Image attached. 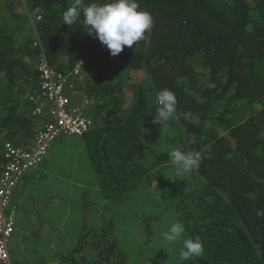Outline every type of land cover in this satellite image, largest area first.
<instances>
[{"label":"trees","instance_id":"obj_1","mask_svg":"<svg viewBox=\"0 0 264 264\" xmlns=\"http://www.w3.org/2000/svg\"><path fill=\"white\" fill-rule=\"evenodd\" d=\"M93 2L101 0H83ZM138 2L153 19L146 39L112 56L88 34L82 14L71 27L63 24L62 14L74 0H21L28 10L23 16L11 1H0V172L6 163L3 141L31 150L35 135L51 120L47 113H33L39 101L32 97L41 91L37 63L44 54L63 75L70 76L81 60L89 74L96 72L70 93L72 106L90 118L88 130L61 136L77 138L78 145L65 151L75 153L77 164L94 168L97 195L113 202L106 206L133 199L156 177L164 187L177 178L166 174L175 168L170 151L151 154L146 134L154 123L156 95L167 88L177 104L165 123L175 127L178 148L203 156L198 171L188 174L194 186L173 209L185 228L182 239L199 237L204 254L182 260L181 242L172 254L181 264H264V215H257L264 212V108H256L264 105V0ZM16 88L22 93L10 95ZM45 170L34 177L42 179ZM178 179L188 180L185 175ZM43 219L24 224L40 230ZM153 219L146 216L144 239L137 242L119 238L117 223L100 228L86 221L73 230L75 242L62 259L67 264H134L143 250L157 249ZM33 230L26 237L37 246L39 230Z\"/></svg>","mask_w":264,"mask_h":264},{"label":"rangeland","instance_id":"obj_2","mask_svg":"<svg viewBox=\"0 0 264 264\" xmlns=\"http://www.w3.org/2000/svg\"><path fill=\"white\" fill-rule=\"evenodd\" d=\"M0 1L5 2V0ZM6 1L12 2V8H14L15 13L22 16L28 13L26 6L20 3L21 0ZM9 9L6 11L8 12ZM6 15H8V13H6ZM8 18L11 20L10 16H8ZM17 23L18 22L15 20L12 25H17ZM22 34V36L26 38L28 36V31L24 30ZM76 67L74 68V72L70 74L71 78L69 82L73 85L75 83L76 85L85 84L86 81H90V79L96 75L94 71L91 74L88 73L87 64L81 66L80 71H75ZM23 84L26 86L25 83ZM19 92L20 94L22 93L21 90L19 91V89L16 88L9 91V94L11 95L14 93V95H17ZM71 93L75 94V92ZM242 114L245 113L243 112ZM151 126L150 132L146 134V138L152 139L147 142V149L151 154L157 149H167L171 151L178 148L179 137L171 122L165 123L163 131L159 123H153ZM75 145H78L76 137H58L51 146L49 156L47 155L48 157L46 156L47 158L45 157L46 159H44L36 169L31 170L27 174V178H30V175H33L35 172L45 170L47 167L50 169L44 172L46 176L43 175V181H40L38 179L39 177H37L27 187L28 189L26 188L23 194L29 196V199L27 201L25 199L26 196H24L22 205L28 204L29 207L33 208V204L36 205L35 199H37L38 202H44L46 198H54L50 202H46L48 206L51 205V202H54V208L51 212L52 216L48 214L46 217H43V211L40 215L41 210L39 208H37V210L33 208L37 215L34 216L32 212L28 215L29 211H27L25 212L27 213L25 214L26 217L22 218L23 214L20 213V206H18L20 203H17V193L14 194L9 206L6 208V214L12 210L16 211L17 217L19 216L18 218H20L19 225L20 222L24 224L23 219L27 223L31 220L36 221L38 218L46 219H43L45 224L40 230L37 229L38 226L34 228L36 230L31 229L30 226L28 227L27 236L32 233L31 230L35 232L39 230L37 236H39L40 239L37 241V246H33L30 238L26 237V232H24L25 230L23 227H21L19 233L13 237L11 243L13 264H67L62 258L64 254H67L66 252H68V249H70L75 242L73 230L84 225L86 221L89 223H96L100 228L103 225L110 226L117 223V235L119 238L122 240L134 239L136 242L140 241L145 234L144 227L146 216H154L152 224L155 223L157 229L154 236V240L156 241L153 240V246L157 249L143 250L144 252L142 254L136 255L134 264H156L155 262L163 260L165 264H181V259L177 255L172 254V251L170 254L167 249L164 248L170 247L172 249L174 244H166L162 240L160 234L166 231L168 226L172 223H176L177 216L174 214L173 205L194 186L195 183L190 180L192 177L188 174H184L188 180H177L179 177L175 174V168L171 166L168 168L166 174L177 177L176 180L162 187L160 179L156 177L152 184L142 185L141 194L137 193V191L133 193L132 197L136 200L135 202H132L133 199H129V201L120 202L119 205H115L114 207H107L106 205H109L110 202L98 196V178L93 173L92 169H89L87 166H81L75 169L74 162L77 159L73 158L75 153L65 151L68 147ZM60 150H62V154ZM84 155L86 156V153ZM81 161H83V159ZM81 161H79V163H81ZM152 190L155 191V194ZM112 203L110 205H113ZM30 204L32 205L30 206ZM164 205L171 207L164 210ZM39 207L41 208V205ZM49 218H52V220ZM20 235L23 237V240L21 239L22 241L19 238ZM157 258L162 259L157 260Z\"/></svg>","mask_w":264,"mask_h":264},{"label":"clouds","instance_id":"obj_3","mask_svg":"<svg viewBox=\"0 0 264 264\" xmlns=\"http://www.w3.org/2000/svg\"><path fill=\"white\" fill-rule=\"evenodd\" d=\"M81 14L83 23L88 28V34H94L112 56L118 55L125 46L131 48L134 44L146 39L145 34L153 24L151 14L140 8L138 0H101V2L87 5L83 3V0H74V3L62 14L63 24L71 27L77 23ZM155 102L158 107L154 114V123H159L163 131L165 122L176 113L177 99L171 90L165 88L158 91ZM256 108L261 110L264 105L258 104ZM169 157L177 177L197 172L203 159L199 151L185 152L179 148L170 151ZM257 215H264V212L258 210ZM184 232L183 224L176 222L168 226L160 236L168 245L182 243L181 258L202 257L204 247L200 238L182 239ZM164 248L171 254L170 247Z\"/></svg>","mask_w":264,"mask_h":264},{"label":"built area","instance_id":"obj_4","mask_svg":"<svg viewBox=\"0 0 264 264\" xmlns=\"http://www.w3.org/2000/svg\"><path fill=\"white\" fill-rule=\"evenodd\" d=\"M86 62L81 60L75 71H80ZM40 72L41 91L32 99L39 101L33 113L42 116L47 113L49 120L35 135L31 150H26L11 141H3L6 159L4 170L0 172V264H13L11 243L19 232L17 213L6 214L12 197L23 180V176L36 169L48 154L50 144L61 135H82L90 126V118L84 116L81 108L71 104L73 84L69 75H63L51 67L42 54L37 63ZM87 99L85 103H88Z\"/></svg>","mask_w":264,"mask_h":264},{"label":"crops","instance_id":"obj_5","mask_svg":"<svg viewBox=\"0 0 264 264\" xmlns=\"http://www.w3.org/2000/svg\"><path fill=\"white\" fill-rule=\"evenodd\" d=\"M75 159V158H74ZM74 166H75V169L77 168V167H81V165L80 164H77V162H74ZM73 166V167H74ZM89 169H92V171H93V173H95L94 171V168L93 167H88ZM47 169V168H46ZM46 171V170H45ZM47 172V171H46ZM36 173V172H35ZM35 173L32 175H30L31 177H32V179H34L35 177ZM37 175H38V173H37ZM42 175H44V174H42ZM44 176H46V175H44ZM39 177V176H38ZM41 179V177H39V180ZM35 180V179H34ZM44 179L42 178L40 181H43ZM32 183V181H30V179L28 180V178H27V180L26 179H23L22 181H21V183H20V185L18 186V188H17V190H16V193H17V203L19 202L20 204H18V206H20V213H22L23 214V216H22V218H25L26 217V215L25 214H27V213H25V212H27V211H29V213H28V215H30L31 214V212L34 214V216L35 215H37V213L35 214V210H37V208H39L41 211H40V215L42 214V211H43V217H46V215H48V214H50L51 215V212H52V209L54 208V202H51L50 204L51 205H49L48 206V204L46 205V202L48 201V202H50L52 199H54V198H46L45 200H44V202L43 201H41V202H38V200L37 199H35V201H36V205L35 204H33V208H36L35 210L33 209V208H31V207H29L28 206V204L27 205H25L24 204V206L22 205L23 204V197L24 196H26V195H24L23 194V192L26 190V188L30 185ZM28 189V188H27ZM27 197V198H26ZM25 197V199L28 201V199H29V196H26ZM32 204H30V206L32 205ZM41 205V208L39 207ZM44 205V206H43ZM26 206H27V208H26ZM46 207H47V209H46ZM45 212V213H44ZM34 216H33V218H34ZM52 216V215H51ZM19 217V216H18ZM17 217V220H18V224H19V219L20 218H18ZM38 217V216H37ZM49 219H52V218H49ZM25 222V220L23 219V223ZM25 225V224H24ZM22 227V223L20 222V225H19V229L18 230H21L20 228ZM25 227L26 228H24L23 227V229L25 230L24 232H26L25 234H27L28 232H27V230H28V226L27 225H25ZM19 233V232H18ZM22 235H20L19 236V238H20V240L22 239L23 240V237H21ZM21 240V241H22Z\"/></svg>","mask_w":264,"mask_h":264}]
</instances>
